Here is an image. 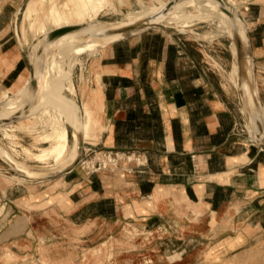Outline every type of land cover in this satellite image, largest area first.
<instances>
[{"label":"crops","instance_id":"0c3cea01","mask_svg":"<svg viewBox=\"0 0 264 264\" xmlns=\"http://www.w3.org/2000/svg\"><path fill=\"white\" fill-rule=\"evenodd\" d=\"M45 1L0 0L2 97L30 92L31 57L36 61L24 45L32 50L50 31L76 24H61V17L82 4L83 14L96 13V19L107 8L95 12L100 2L58 0L40 10ZM235 7L245 40L248 29L264 122V0H243L244 20ZM116 42L73 53L74 62L81 53L72 79L83 115V155L86 149L122 151L142 163H131L132 173L122 168L93 174L78 162L37 180L33 189L0 172V264L88 263L85 250L93 238L103 245L128 223L165 229L178 241L162 264L188 261L190 246L235 249L264 231V148L240 128L244 112L231 78L233 40L227 47L218 39L151 28ZM30 247H69L72 253L48 256ZM175 253L179 257L170 259ZM155 259L161 264L158 256L149 260Z\"/></svg>","mask_w":264,"mask_h":264},{"label":"rangeland","instance_id":"374dc122","mask_svg":"<svg viewBox=\"0 0 264 264\" xmlns=\"http://www.w3.org/2000/svg\"><path fill=\"white\" fill-rule=\"evenodd\" d=\"M52 1H58V0H46L44 3L40 5V10L43 7H46L48 4H50ZM60 2H63L64 0H59ZM85 1V0H84ZM111 2H114L113 6L105 5L102 8H105L99 15V19L101 20H107L112 22H120V21H128L133 19L135 16L148 12L149 10L156 8L158 6H162L165 4H168V0H137V2H134V0H108ZM237 4L238 11L242 14V7L241 3L243 0H234ZM106 3V2H104ZM88 6V5H87ZM101 8V9H102ZM86 9V6L84 4L78 6V12H73L72 15H64L61 17V24L67 22L72 23L74 22L77 17L84 15L83 12ZM100 9V10H101ZM189 9V10H188ZM40 10L35 16L41 15ZM187 11L193 10V7H187ZM200 14L197 15V19L194 21L193 28L194 31L202 33V34H210L212 37H198L194 34V32H186L189 35L202 40H220L223 45L227 46L232 41V38L230 35L227 34H219L217 32H220L222 30L221 28V22L218 19L215 20H205L203 18L199 17ZM22 21H19V26ZM172 25H175V23H170ZM220 29V30H219ZM215 33V34H213ZM221 33H224V31H221ZM104 41H101L97 43V45L103 43ZM110 42V41H109ZM116 43H119L118 41ZM26 51H28L29 57H31V54L33 53L31 50V47L25 46ZM233 48V44H232ZM58 50V49H55ZM85 52H91V51H85ZM233 52L235 54L234 48ZM84 53V52H83ZM81 54V53H80ZM77 55V59L74 62L75 59L70 60L68 57L65 63V68L69 70L71 68L72 74L74 72L75 66L77 64V61H79V56ZM74 58L75 55H72ZM236 57V54H235ZM237 57L236 62L234 64L233 71L231 72V78L237 83L239 87V72H237ZM73 68V69H72ZM73 78V76H72ZM73 81V79H72ZM16 85H14L11 90H15ZM74 89V86H73ZM65 93H67L65 91ZM3 95L0 96V100ZM241 98V96H240ZM240 105V104H239ZM241 107L243 108L244 115L242 116V122H241V131L243 130V133L245 135L254 140L252 138V134L250 131V126L252 122L247 117L243 101L241 98ZM38 114V113H36ZM35 113L31 116L24 117L22 120L16 122L14 125H0V144L3 148V150L8 151L13 159L19 161L21 164L27 166L28 168L35 170L40 173L36 174H30L27 175L25 173H21L19 171V168L13 164L8 157L5 155L4 151H1L0 149V157H2L4 160L11 163L12 170L8 171L6 167H8V164H6L3 159L0 161V172L3 176L9 175L12 176V183L20 186L21 183L25 185H29V189H33L35 187L36 181L41 179L44 176L53 175L59 169L61 168V164L57 163V155L54 156L56 153H53L52 155H49L46 158L36 157L38 155H33V153L39 154L44 147H49V149H52V147L55 145V148L59 147V138H61V134L63 135L64 132H61L63 129L61 128L60 132L55 130V128L52 126V121L50 119L51 115L50 113L46 112L42 115H36ZM82 115V113H81ZM82 118V116H81ZM68 131L67 138L68 142L72 143L74 141V131L75 129L72 126H69V123L65 122ZM53 130H55V133ZM59 133V134H58ZM58 134V135H55ZM48 135V138H46ZM52 135V136H50ZM50 136V137H49ZM53 137V138H52ZM54 138H56L54 140ZM56 141V142H55ZM257 143V142H256ZM50 146H52L50 148ZM32 150L33 153H29V151ZM54 149V148H53ZM43 152V151H42ZM41 152V153H42ZM84 156V155H82ZM94 153H92L90 156H85V159L93 158ZM56 163V164H55ZM58 164V165H57ZM88 163H79L81 169L88 173H99V172H105L110 171L109 169H102L95 171L94 168H91L87 165ZM57 165V166H56ZM4 168L6 170H4ZM20 172V173H19ZM113 172V171H110ZM46 175H45V174ZM111 230V225L109 227ZM227 233V232H226ZM113 234V237L109 238V241L104 243L103 245H98V238H93V245L91 247H87L85 250V254L88 258L91 260H88V263L83 262H77L75 264H159L158 261L149 260L152 256H158V258L162 259V263H167L165 258H162V255L165 253V251L168 254H171L178 250L179 243L176 241L172 235H170L168 232H165L164 230L159 231H148L144 229L138 228L136 224L128 223L125 224L124 228L114 229V231L110 232V235ZM253 238L244 246L242 247H234L230 249H224L220 248L219 246H213V245H205L200 244V246H190L189 247V253L192 254V257L188 259V261L184 262L183 264H243L247 260L244 258V256H252L258 255L264 250V231L261 232H254ZM95 234H93L94 236ZM170 238V239H169ZM164 241L163 243H161ZM100 242V241H99ZM16 252H20V247H14ZM31 253H42L46 254L48 256H54L55 254H62V255H68L70 252L72 253V248H61V251L58 250L56 247H50L45 248V250H39L37 247H30L28 249ZM175 250V251H173ZM260 251V253H258ZM179 257V254L175 253L170 256V259H176ZM240 259V260H239ZM244 259L246 261H244ZM33 264H37L34 262ZM41 264H56L53 261L44 262Z\"/></svg>","mask_w":264,"mask_h":264},{"label":"bare ground","instance_id":"6f19581e","mask_svg":"<svg viewBox=\"0 0 264 264\" xmlns=\"http://www.w3.org/2000/svg\"><path fill=\"white\" fill-rule=\"evenodd\" d=\"M90 1L92 2V4L98 2L101 3L100 7H98L97 9L96 7L94 8L95 12L100 10L105 5H114L113 2L108 0ZM167 5L168 4L158 6L149 10L143 15L139 14L131 20L120 22H110L107 20L96 19V13H87V15L84 14L77 17L76 20V24H84V27L82 29L68 33L52 43L47 42L46 37H42L34 43L32 51L36 61L34 67L36 68L35 75L38 79V85L34 91L30 88V92L25 95L14 94L10 97H2L0 100V117H5L17 113L18 111L25 109V107H28L27 113H24L22 118L15 122L4 124L14 125L24 117L28 118L34 113H38L36 115H42L48 112L52 114L50 119L55 130H58L60 132L62 128L63 130L61 132L64 133L62 135L60 132L62 137L58 140L60 142L58 148H55V144L53 147L50 146V148L52 147V149H49V147H44L42 149L43 152L41 151L42 153L40 152L39 154H36L33 153L32 150L29 151L28 149L29 153L38 155L36 156L38 158L40 156L42 158H46L49 155L56 153L54 155H57L56 162L62 165L59 170L69 167L79 158L83 146L81 132H83V135L85 136L82 129L83 118H81V116L83 115H81L80 107L74 98L75 91L73 89L72 70L71 68L67 70V68H65V63L68 57L73 61L74 58H72V55L75 49H78L80 51V49L83 50L84 47L92 48V46L97 45V43L101 41H106L107 39L108 41H110L109 43H113L116 42V40L112 39L119 37L118 34H102L103 31L124 25L126 23L137 21L145 17H156L155 21L157 23H164L172 27H178L182 32L192 31L195 35L201 38H206L209 36L212 37V35H210L209 33L202 34L194 31V28L192 26L194 24V21L197 19V15L200 14L199 17L205 20H220L222 28L221 31H224V33H221V31L217 33L232 36L234 34V31L238 30L244 37V24L236 11V3L234 0H225L224 2H221L220 0H175L173 6L170 7L167 12H161V10H163ZM190 6L193 7V10L187 11L186 8ZM225 9H228V11L230 12H227ZM170 23H175V25H172ZM66 25L68 24L62 25V27ZM42 46L45 47L43 51L39 50ZM233 48L237 57V50L234 42ZM237 72H239L238 66ZM243 88L246 91L248 102L250 103L253 111L250 130L252 138L256 140V131L258 130L257 120L260 119L263 122V120L261 119V109L255 101V93L248 80L244 82ZM65 91L67 93H65ZM65 122H68L75 129L74 141L72 143L68 142V131L66 130L67 126ZM55 130L53 131L55 132ZM46 138H48V135ZM55 139L56 138H54V140ZM1 144V151H4L8 159L19 168V171L21 173H25L27 175L40 173L13 159L8 151L3 150ZM258 253H260V251ZM244 258L248 260L246 261L244 259V261L246 262H244L243 264H264V250L258 255H254L253 253L252 256H244Z\"/></svg>","mask_w":264,"mask_h":264},{"label":"water","instance_id":"95a60500","mask_svg":"<svg viewBox=\"0 0 264 264\" xmlns=\"http://www.w3.org/2000/svg\"><path fill=\"white\" fill-rule=\"evenodd\" d=\"M220 1L224 2L225 0H220ZM174 2H175V0H168V5L163 10H161V12H164V13L167 12L168 9L173 6ZM225 10L227 12H230V11H228V9H225ZM241 17L244 20L242 14H241ZM155 18L156 17H152V18L151 17H145L143 19H140V20H137L134 22L126 23V24L118 26V27L107 29L106 31H103L102 34H106V35L118 34L119 37L116 38V40H118V39H122V38L132 36L134 34H137L139 32H142V31H145V30L151 29V28H160V29L166 30V31H168L170 33H174V34L182 32L178 27H172V26H169V25L164 24V23H157L155 21ZM110 22H112V21H110ZM83 27H84V24H72V25H66V26L54 29L47 34L46 41L49 43L55 42L56 40H58L62 36L66 35L68 33H71V32L78 31V30L82 29ZM230 37L232 38V40L236 46V50H237V62H238V67H239V82H240V84H239L240 96H241L242 101H243L245 113H246L247 117L249 118V120L252 122V120H251V114H252L251 111L252 110H251V107H250L249 102H248V97H247L246 91L243 88L244 82L246 80H248L250 82V85H251V87L255 93V101L257 102L259 107L261 106V103H260V100L258 97V92H257V88H256L255 78H254V69H253V62H252V56H251L248 29L246 31V40L244 39L241 32L238 30L234 31V34ZM44 46L40 47L39 50L43 51L45 48ZM251 71H252L253 75L250 77ZM30 78H31V81H30L29 86L34 91L38 85V79L35 75V69H34L32 57H31ZM27 111H28V107H25V109L18 111L17 113H14V114H11V115H8L5 117H0V125L4 124V123H9V122H15V121L19 120L20 118L23 117L24 113H27ZM257 123H258V130L256 131V134H257L256 142L264 148V124L260 119L257 120ZM82 155H83V146H82L81 154H80L79 158L77 159V161H75V163H73L69 167H66L64 169L57 171L54 174H56V175L62 174L64 172H66L67 170H69L70 168H72L74 165H76L79 162Z\"/></svg>","mask_w":264,"mask_h":264},{"label":"built area","instance_id":"2783aa9c","mask_svg":"<svg viewBox=\"0 0 264 264\" xmlns=\"http://www.w3.org/2000/svg\"><path fill=\"white\" fill-rule=\"evenodd\" d=\"M86 154L81 157L79 163H88L87 165L94 168L95 171L109 169L110 171H117L118 169H125L128 173L134 171L131 163L134 161L141 162L138 156L134 153H127L114 150H101V149H86ZM94 153L93 158L85 159V156H90ZM142 163V162H141Z\"/></svg>","mask_w":264,"mask_h":264}]
</instances>
